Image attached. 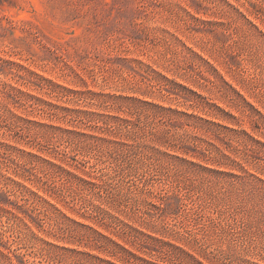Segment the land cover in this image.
I'll return each instance as SVG.
<instances>
[{"label": "rangeland", "instance_id": "374dc122", "mask_svg": "<svg viewBox=\"0 0 264 264\" xmlns=\"http://www.w3.org/2000/svg\"><path fill=\"white\" fill-rule=\"evenodd\" d=\"M0 264H264V0H0Z\"/></svg>", "mask_w": 264, "mask_h": 264}]
</instances>
